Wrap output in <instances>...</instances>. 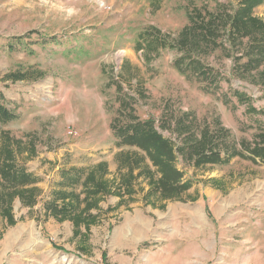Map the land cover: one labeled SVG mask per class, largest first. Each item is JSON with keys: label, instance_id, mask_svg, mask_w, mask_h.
<instances>
[{"label": "rangeland", "instance_id": "obj_1", "mask_svg": "<svg viewBox=\"0 0 264 264\" xmlns=\"http://www.w3.org/2000/svg\"><path fill=\"white\" fill-rule=\"evenodd\" d=\"M239 1L0 0V97L17 114L0 124V150L7 132L39 194L32 208L15 198L13 225L0 215V264H264V162L247 151L264 133V59L246 65L227 32L194 52L207 75L189 59L186 71L178 69V49L149 58L135 48L151 26L176 42L194 6L230 14ZM253 10L264 20V2ZM18 37L24 43L12 51ZM32 70L42 75L7 77ZM117 85L128 111L172 141L191 187L181 198L149 203L142 175L120 206L119 196L103 197L89 227L47 215L63 167L104 161L115 187L129 171L126 157L151 165L112 129L126 118ZM204 129L216 136L223 161L195 163Z\"/></svg>", "mask_w": 264, "mask_h": 264}, {"label": "trees", "instance_id": "obj_2", "mask_svg": "<svg viewBox=\"0 0 264 264\" xmlns=\"http://www.w3.org/2000/svg\"><path fill=\"white\" fill-rule=\"evenodd\" d=\"M263 2L264 0H240L230 14L227 11L215 12L194 6L190 10L189 22L181 30L176 42L170 40L160 29L151 26L138 34L135 48L138 51L144 50L149 58L152 54L160 55L161 51L167 48L178 49L182 52L176 63L178 69L186 71L184 60L189 59V65L198 71L196 74L207 75L208 72L201 60H196L193 56L194 52L215 44L218 35L227 32L229 38L242 47V57L248 59L246 65L254 68L264 59V20L254 14L253 8ZM22 39L23 37H18L15 43L9 44V47L13 48L12 51L16 50L14 48L16 45H23ZM53 44L61 45L55 40ZM25 48H29V45ZM39 74L42 75L39 71H20L18 74H12L13 78L11 74L7 77L19 80L36 78ZM118 89L120 116L126 118L115 119L112 129L122 144L135 146L143 151L151 165L141 166L133 158L126 157L129 171L121 176L120 183L115 187L107 178L108 165L104 161L93 167H63L59 170L61 177L58 182L59 188L53 189L50 199L45 203L47 215L61 220L70 219L76 226L86 224L89 227L95 222L96 215L102 212L99 202L103 197L113 194L119 196L120 206L125 193L131 195L136 193L133 182L142 175L149 184L144 196L149 203L154 197L164 200L181 198L191 187L192 183L184 179L183 172L176 166L177 150L172 141L154 127L152 120H140L133 111H128L130 99L127 95L123 96V90L119 85ZM16 118L17 114L10 108L9 102L1 96L0 124H8ZM204 130L194 146L197 154L195 163L201 165L223 161V152L217 147L216 136L209 129ZM2 134L5 141L0 150V215L8 224L13 225L16 222L12 212L15 198L20 197L23 205L32 208L39 194L38 187L34 185L37 183L36 177L24 166L17 164L11 137L7 132ZM178 151L183 152L184 145L180 146ZM247 151L254 160L264 162V133H260L259 140L250 145ZM239 153L234 151L230 157ZM93 208L99 209L95 215L90 212Z\"/></svg>", "mask_w": 264, "mask_h": 264}]
</instances>
